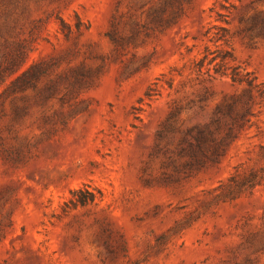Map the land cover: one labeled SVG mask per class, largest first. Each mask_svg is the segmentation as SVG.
Returning <instances> with one entry per match:
<instances>
[{
    "label": "rangeland",
    "instance_id": "rangeland-1",
    "mask_svg": "<svg viewBox=\"0 0 264 264\" xmlns=\"http://www.w3.org/2000/svg\"><path fill=\"white\" fill-rule=\"evenodd\" d=\"M0 264H264V0H0Z\"/></svg>",
    "mask_w": 264,
    "mask_h": 264
},
{
    "label": "trees",
    "instance_id": "trees-1",
    "mask_svg": "<svg viewBox=\"0 0 264 264\" xmlns=\"http://www.w3.org/2000/svg\"><path fill=\"white\" fill-rule=\"evenodd\" d=\"M209 55L210 53L207 50L204 57L197 62L196 66L199 70H202L205 67L206 63L210 65L215 62L216 58H209ZM219 65V63L215 64L214 69L216 74L229 76L234 83H247L250 87H254L252 80H248L247 78H245L238 70V67H234L231 72H228L227 68L225 70H222L220 69V67H218Z\"/></svg>",
    "mask_w": 264,
    "mask_h": 264
}]
</instances>
